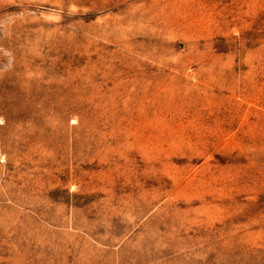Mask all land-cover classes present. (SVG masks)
I'll list each match as a JSON object with an SVG mask.
<instances>
[{
	"label": "rangeland",
	"instance_id": "1",
	"mask_svg": "<svg viewBox=\"0 0 264 264\" xmlns=\"http://www.w3.org/2000/svg\"><path fill=\"white\" fill-rule=\"evenodd\" d=\"M0 264H264V0H0Z\"/></svg>",
	"mask_w": 264,
	"mask_h": 264
}]
</instances>
